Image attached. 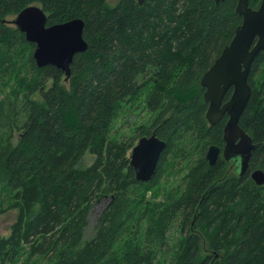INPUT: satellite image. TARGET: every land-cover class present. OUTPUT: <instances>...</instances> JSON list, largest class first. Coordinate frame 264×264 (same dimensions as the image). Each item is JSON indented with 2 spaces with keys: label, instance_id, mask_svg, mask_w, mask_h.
Masks as SVG:
<instances>
[{
  "label": "trees",
  "instance_id": "obj_1",
  "mask_svg": "<svg viewBox=\"0 0 264 264\" xmlns=\"http://www.w3.org/2000/svg\"><path fill=\"white\" fill-rule=\"evenodd\" d=\"M236 3L0 0V213L17 210L0 264H264V184L250 177L264 171V49L238 120L255 145L247 170L205 157L221 146L226 115L209 125L200 79L242 21ZM32 4L47 25L84 21L87 48L67 80L37 66L34 44L4 21ZM152 132L165 147L143 182L129 154ZM86 153L93 161L80 166Z\"/></svg>",
  "mask_w": 264,
  "mask_h": 264
},
{
  "label": "water",
  "instance_id": "obj_2",
  "mask_svg": "<svg viewBox=\"0 0 264 264\" xmlns=\"http://www.w3.org/2000/svg\"><path fill=\"white\" fill-rule=\"evenodd\" d=\"M218 1L222 0H215L216 3ZM235 11L242 21L235 28L229 43L202 74L200 84L204 88L203 98L207 103L205 117L209 125L217 123L225 115L227 117L222 129V149L218 145H209L205 157L209 164L214 163L220 154L224 159H237L238 175L242 177L255 145L238 125V120L250 96L248 75L251 63L264 49V0H260L257 8H252L249 0H237ZM9 22L34 44L32 56L36 65H53L63 72L65 79L70 75L74 55L87 48L81 18L47 25L44 10L32 4L19 11ZM230 88L229 98L224 100ZM262 94L264 97V89ZM164 147L165 142L154 132L137 139L129 155L136 180L145 182L152 178ZM250 177L256 184H264V171L261 169L253 170Z\"/></svg>",
  "mask_w": 264,
  "mask_h": 264
},
{
  "label": "rangeland",
  "instance_id": "obj_3",
  "mask_svg": "<svg viewBox=\"0 0 264 264\" xmlns=\"http://www.w3.org/2000/svg\"><path fill=\"white\" fill-rule=\"evenodd\" d=\"M118 0H106L107 3H109L110 5L116 3ZM15 17L14 14L8 15L6 18L7 20H12ZM8 24H12V23H8ZM32 97L34 99H36L39 102H42L41 98L39 97V95L37 93H35L34 95H32ZM122 119L119 121H116L115 124V128H119L121 131H127V127L128 124L123 122L124 117L120 116ZM136 118V117H135ZM140 119L137 118V121ZM14 134V141H16L17 136L19 135V131L17 129H14L13 131ZM91 161H93V155L90 153H86L82 160L80 161V166H85L89 163H91ZM182 174V173H181ZM180 174V175H181ZM108 200L109 198H104L101 200V202H98L97 204H95L93 206V208L91 209L89 216H88V229H93L96 223V219L99 215V213L101 212V210L104 209V207L108 204ZM17 215V210L16 209H9L7 211H2L0 213V236H6L9 233V227L11 225V223L15 220ZM93 231V230H92ZM93 232H86V236H90ZM170 234V233H169Z\"/></svg>",
  "mask_w": 264,
  "mask_h": 264
},
{
  "label": "flooded vegetation",
  "instance_id": "obj_4",
  "mask_svg": "<svg viewBox=\"0 0 264 264\" xmlns=\"http://www.w3.org/2000/svg\"><path fill=\"white\" fill-rule=\"evenodd\" d=\"M227 118V117H226ZM226 121V119H225ZM225 123V122H224ZM224 126V125H223ZM221 140H222V144L221 146H219L221 149L223 147V144H224V141H223V138L221 136ZM219 158L223 159L225 161V163L228 164V169L229 170H233L236 174H238V163H237V159L234 160V159H224L223 155H219ZM239 176V175H238ZM240 177V176H239Z\"/></svg>",
  "mask_w": 264,
  "mask_h": 264
}]
</instances>
